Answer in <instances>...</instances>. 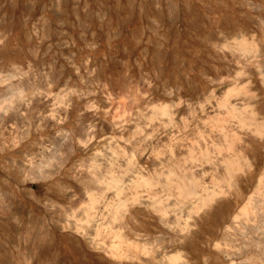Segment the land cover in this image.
<instances>
[{
    "label": "rangeland",
    "instance_id": "1",
    "mask_svg": "<svg viewBox=\"0 0 264 264\" xmlns=\"http://www.w3.org/2000/svg\"><path fill=\"white\" fill-rule=\"evenodd\" d=\"M250 110L264 122V0H0V264L136 263L95 243H113V230L153 246L160 214L129 203L125 217L124 200L139 173L156 180L144 198H166L170 171L192 173L193 145L209 151L198 199L223 194L192 213L197 224L184 201L191 230L174 223L167 250L187 264H264V219L239 213L264 198V134L238 127ZM234 159L243 167L229 181ZM111 174L128 186L118 196L99 182Z\"/></svg>",
    "mask_w": 264,
    "mask_h": 264
},
{
    "label": "bare ground",
    "instance_id": "2",
    "mask_svg": "<svg viewBox=\"0 0 264 264\" xmlns=\"http://www.w3.org/2000/svg\"><path fill=\"white\" fill-rule=\"evenodd\" d=\"M250 44H249L248 39L246 37H242L240 40H238L237 47L243 53L247 54V53H250L252 51ZM230 91L231 90H228V92H230ZM222 105L226 106V107H228V106L231 107L234 112L237 111V107L235 106V104H233L229 100L225 101ZM166 108L167 107H163V109H161L163 113H167ZM227 110H228V108H227ZM234 112H232V114H231L232 117L233 116L235 117L236 116L235 114L238 111L236 113H234ZM240 112H242V110ZM239 116H241V115H239ZM254 116H255V112L250 110L246 115L242 116L239 119L237 118L238 119V127L247 128L250 132H255V133H258L260 135H263L264 134V122L263 121L257 122L256 121L257 119H255L256 116L255 117ZM224 118H226V117H224ZM227 119H229V118H227ZM227 119L225 121H227ZM223 123H224V121H223ZM214 124H216V123H214ZM217 124H219V123H217ZM229 124H231V123H229ZM220 125H221V123H220ZM224 125H226V124H224ZM223 127H224L223 129L225 130L226 129L225 126H223ZM216 128H215V130H216ZM211 131H212V129H211ZM226 131L230 132V130H225V132ZM226 135H228V134H226ZM229 135H228V137H224V138H226V144H227L228 149L233 147V145H234V140L233 139L235 138V136H234L233 139H231V138H229ZM231 135H233V134H231ZM207 141H208V139H207ZM214 144L216 146H219L221 143H217V142L215 143V141H214ZM202 147H204V146H202ZM207 149L208 148H206V149L200 148V150H198L195 147V145L189 147V151L190 152H189L188 156L186 155L187 158H185L186 159L185 161H188L190 158L192 159V165H191V169H190V171L192 173L190 175L189 174L179 175V172L177 174V172L170 171L171 174L167 178L166 183H167V185H172V187L174 186V188H173L174 190L171 189L172 191L168 194V196L166 198H163V197L155 198V197H150L149 196L152 199H147L146 197L145 198L143 197L142 194H144V193L141 194L140 191H142L143 188L150 187V186H152L153 184L156 183L155 176H146L145 174L139 173V175L137 176V179L136 180L134 179L135 180V181H133L134 185H131V186H134V192H132L131 198L130 197L129 198L126 197L127 199L124 200V204H123V207L125 209L124 210L125 211L124 215H125V217H126V215L128 216V214H126V212L129 210L128 209L129 208L128 207L129 203L144 204L146 206L153 207L160 214V219L161 220L160 221L159 220H154L153 221V224H154V228L152 230L153 232L156 230V227H158L157 224H159L161 226V228H160L161 234L156 238L155 241L153 240L154 241V245L153 246H151V242L142 243V241H139V240H132L128 236V234H124L126 232L123 233L121 231L118 232V231H113L112 230V234L114 235V239H115L113 241V243L108 245V244L105 243L106 241L105 242L104 241L96 242V241H94V238H92V241L96 242L95 243V245H97L96 247L106 251L110 255H112L114 257H117V258H119L121 260L128 259V260L135 261L136 263H133V264H152L155 261H158L161 264H166V262H168L169 264H181V263L187 264V260L184 259L182 251L169 252L167 250L166 241H167V238L171 236V229L175 230L174 227H173L174 223L180 224V225L182 223L184 224V226H182V228L180 229V232L184 233L186 231L191 230L190 226L192 225V222L190 221V219H186V221H183V217H184V213L183 212L184 211L183 210H179V208L184 205V203H185L184 201H186V202H188V203H190L192 205L191 209L188 208L189 210L187 211V213H188V216L191 217V219H193L194 224H197L196 217L194 218V215L192 213L194 212V213H197L199 215L201 210H204L203 208H206L207 206H209L213 202V200H215L219 195L223 194L222 189L221 190L214 189L212 191V193H208V194L206 193V195H202L200 197V199H198L199 198L198 196H200V195H199V193L197 191V187L199 186L198 183L200 182V178L198 177V175L196 173L198 171L202 175H204L207 172V170L203 167V163H202L201 156H200V155H203L205 153H209V151ZM198 153H200V155ZM239 158H242V157H239ZM240 161L241 160H239V159L238 160L234 159L232 161H228L229 162V169H226V175H227L229 181H233V174H232L231 170H234V171L236 170L237 171V170H240L243 167V164H241ZM243 163L246 164L247 163V159L244 158V162ZM198 165H200L199 168H198ZM232 165H234V166H232ZM218 168L219 167L216 166V171L218 170ZM105 180L106 181H104V179L103 180L99 179V182L104 183L105 187H107V188H111V187L113 188L114 187L117 190V194H116L117 196L119 195V193H123V190H125V188L128 187V186L125 187V185L121 186L120 183H119V178L117 177V175L115 176V174H114V176H113V174H111V176L108 179H105ZM258 186H259L258 187L259 190H263V187H264V172H263V175L259 179ZM53 192L56 193V191H53ZM90 195H91V198H90V202H89V207L87 209V217H88V219H86L87 221H85L86 223L88 222L87 224H91L95 220V216L92 215L93 214L92 212H93V209L95 208V205L97 204V201H98L100 195L101 196L103 195V190L101 189L100 192L95 193V194L91 193ZM263 196H264V190H263ZM173 197H175L176 199L174 200ZM171 199H173L174 201H172ZM170 201H172V202H170ZM250 210H252L251 212L255 213L254 214L255 216L250 214ZM20 213H22V212H20ZM239 213L241 215H244V216L248 215V219L250 218L249 217L250 215L254 216V218L252 217L253 219L250 218L249 220H254L256 218L255 221H259L260 217H262L264 219V198L263 199L258 198V197H256V195L254 193H252L246 199V201L243 204V206L240 208V212ZM240 214H236L235 217L238 218L239 216H241ZM216 221H217V219H216ZM157 222H159V223H157ZM97 225H100V223L99 224L97 223ZM101 225H102V223H101ZM263 226H264V224H263ZM63 227H64V229L72 228L71 225H67V226H63ZM76 227H78L77 230L79 232H82V233L85 234V230L83 229L84 226L81 225V226H76ZM4 228L5 229H9V228H7V226H4ZM79 228H81L82 230L79 229ZM256 228H258V227L256 226ZM176 230H177V228H176ZM153 232H152V234H153ZM46 233L50 234V231L47 230ZM41 234L43 236V234H45V231L43 233V230H42ZM42 236L39 237V238H34V239L35 240L42 239ZM13 237H15V236H13ZM18 239H19V237H18ZM11 240H12V242L15 241L13 238ZM261 240L264 241V239H261ZM263 241H259V242H257V244H262ZM48 243H47V245H46L45 242L41 243L42 244L41 247L43 248L45 253L47 251L49 252ZM217 246L220 247L219 245H217ZM255 249H258V248H254V249H252V251L255 250ZM258 251H260V253H264V250H258ZM107 264H116V263L115 262L114 263L113 262H107Z\"/></svg>",
    "mask_w": 264,
    "mask_h": 264
}]
</instances>
